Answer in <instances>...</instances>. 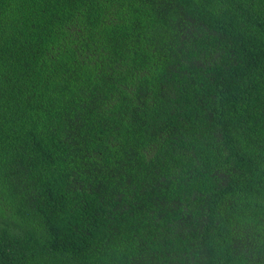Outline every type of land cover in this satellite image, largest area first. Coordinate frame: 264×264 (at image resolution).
I'll return each mask as SVG.
<instances>
[{
  "label": "trees",
  "instance_id": "16d2710c",
  "mask_svg": "<svg viewBox=\"0 0 264 264\" xmlns=\"http://www.w3.org/2000/svg\"><path fill=\"white\" fill-rule=\"evenodd\" d=\"M0 264H264V0H0Z\"/></svg>",
  "mask_w": 264,
  "mask_h": 264
}]
</instances>
